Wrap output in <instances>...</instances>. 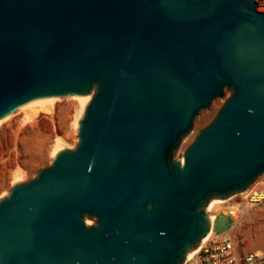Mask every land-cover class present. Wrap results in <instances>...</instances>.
I'll return each instance as SVG.
<instances>
[{"label": "water", "instance_id": "obj_1", "mask_svg": "<svg viewBox=\"0 0 264 264\" xmlns=\"http://www.w3.org/2000/svg\"><path fill=\"white\" fill-rule=\"evenodd\" d=\"M90 92L75 149L0 199V264H183L264 173V0H0V120Z\"/></svg>", "mask_w": 264, "mask_h": 264}, {"label": "rangeland", "instance_id": "obj_2", "mask_svg": "<svg viewBox=\"0 0 264 264\" xmlns=\"http://www.w3.org/2000/svg\"><path fill=\"white\" fill-rule=\"evenodd\" d=\"M229 95V90L225 89L221 98L212 101L208 109L197 115L192 130L181 138L174 159L181 162L197 132L210 123ZM35 101L17 108L0 122V199L7 197L15 184L25 183L38 171L49 167L59 150H73L78 144V123L87 103L80 104L76 96L57 97L51 102ZM33 102L35 104H31ZM214 200L217 199L209 204ZM249 216V220L234 228L239 247L247 253L264 248V213ZM230 226L228 217L218 215L212 230L222 233Z\"/></svg>", "mask_w": 264, "mask_h": 264}, {"label": "built area", "instance_id": "obj_3", "mask_svg": "<svg viewBox=\"0 0 264 264\" xmlns=\"http://www.w3.org/2000/svg\"><path fill=\"white\" fill-rule=\"evenodd\" d=\"M219 201L221 203L218 204L212 225L218 215H223L231 220L230 228L225 232L215 233L211 225L207 240L183 264H264V248L251 253L245 252L239 247L237 231H234L235 225L249 220L250 214L264 213V173L245 191Z\"/></svg>", "mask_w": 264, "mask_h": 264}, {"label": "bare ground", "instance_id": "obj_4", "mask_svg": "<svg viewBox=\"0 0 264 264\" xmlns=\"http://www.w3.org/2000/svg\"><path fill=\"white\" fill-rule=\"evenodd\" d=\"M225 90V89H224ZM224 90H223V93H224ZM77 98H78V102L80 103V104H83V103H88L89 101H90V99H91V97H92V93L90 92L89 94H87V95H85V96H76ZM55 98L56 97H49V98H43V99H38L39 101H35V102H44V101H53V100H55ZM218 99V98H217ZM214 101V100H213ZM32 102V101H31ZM35 102H33V103H31V104H35ZM30 103V102H29ZM212 103V102H211ZM28 104V103H27ZM26 105V104H25ZM10 115H8V116H5L4 118H2L1 120H0V122L2 121V120H4L5 118H7V117H9ZM186 142H188V140H186ZM221 203V201H219V200H214L211 204H209V205H207V207H206V212H209V217H210V221H211V225H212V221H213V217H214V214H215V212L217 211V209L219 208V205L218 204H220ZM214 204H216V206L215 207H213V205ZM218 206V207H217ZM209 233H210V231L208 232V234L206 235V237H204L203 239H202V241H201V243L199 244V246H201L206 240H207V238L209 237ZM197 251V250H196ZM196 251H193V253L192 254H190L188 257H187V260L188 259H190L191 257H192V255L196 252Z\"/></svg>", "mask_w": 264, "mask_h": 264}]
</instances>
